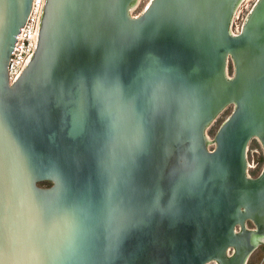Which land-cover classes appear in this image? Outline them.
<instances>
[{"label":"water","instance_id":"water-1","mask_svg":"<svg viewBox=\"0 0 264 264\" xmlns=\"http://www.w3.org/2000/svg\"><path fill=\"white\" fill-rule=\"evenodd\" d=\"M138 2L46 0L10 82L33 0H0L5 264H248L264 243V0L238 33L243 0Z\"/></svg>","mask_w":264,"mask_h":264},{"label":"built area","instance_id":"built-area-1","mask_svg":"<svg viewBox=\"0 0 264 264\" xmlns=\"http://www.w3.org/2000/svg\"><path fill=\"white\" fill-rule=\"evenodd\" d=\"M45 2L46 0H33L28 18L24 26H21L20 32L17 34V40L8 63L10 82H14L19 77L36 50ZM246 16L244 17L242 23L240 25H236L235 27L233 20L232 30L234 33L241 31Z\"/></svg>","mask_w":264,"mask_h":264},{"label":"rangeland","instance_id":"rangeland-1","mask_svg":"<svg viewBox=\"0 0 264 264\" xmlns=\"http://www.w3.org/2000/svg\"><path fill=\"white\" fill-rule=\"evenodd\" d=\"M150 0H139L135 8L133 9V14H139L145 6L148 4ZM255 0H243V2L239 6V14L235 16L234 19V27L236 25H240L246 16L249 9L253 6ZM232 65V63H231ZM233 106H228L221 114L218 116L217 120L212 124L209 128V134L211 137L214 136L216 130L219 125L223 122V120L230 114ZM213 147V145H211ZM248 158H249V172L252 175L258 174L263 165H264V149L258 138H253L249 144L248 150ZM208 264H217L216 261H210ZM248 264H264V243L260 244L250 255Z\"/></svg>","mask_w":264,"mask_h":264},{"label":"snow or ice","instance_id":"snow-or-ice-1","mask_svg":"<svg viewBox=\"0 0 264 264\" xmlns=\"http://www.w3.org/2000/svg\"><path fill=\"white\" fill-rule=\"evenodd\" d=\"M107 84L103 80H98L95 84V92L96 97L100 101L101 105H106L107 103V93H106ZM85 91V87L81 85V93ZM107 111V109H106ZM86 109L83 105L76 111L74 115V123L79 124L82 123L86 119ZM5 246V230H4V221H3V207L2 203H0V264H5L3 249ZM69 257L71 258L74 255V249L69 250ZM39 257H29V258H21L18 261V264H33V261L38 260Z\"/></svg>","mask_w":264,"mask_h":264},{"label":"trees","instance_id":"trees-1","mask_svg":"<svg viewBox=\"0 0 264 264\" xmlns=\"http://www.w3.org/2000/svg\"><path fill=\"white\" fill-rule=\"evenodd\" d=\"M41 184L42 185H50L51 184V181H49V180L42 181Z\"/></svg>","mask_w":264,"mask_h":264},{"label":"bare ground","instance_id":"bare-ground-1","mask_svg":"<svg viewBox=\"0 0 264 264\" xmlns=\"http://www.w3.org/2000/svg\"><path fill=\"white\" fill-rule=\"evenodd\" d=\"M136 5H137V4H136ZM136 5H135V6H136ZM135 6L132 8V12H133V9L135 8Z\"/></svg>","mask_w":264,"mask_h":264}]
</instances>
